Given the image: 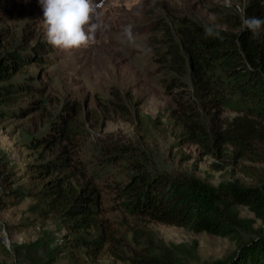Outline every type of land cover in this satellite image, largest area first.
Returning a JSON list of instances; mask_svg holds the SVG:
<instances>
[{
  "label": "rangeland",
  "instance_id": "obj_1",
  "mask_svg": "<svg viewBox=\"0 0 264 264\" xmlns=\"http://www.w3.org/2000/svg\"><path fill=\"white\" fill-rule=\"evenodd\" d=\"M246 2L94 0L92 22L100 25L96 43L71 49L48 43L39 0H13L0 11V52L31 48L39 41L52 49L48 64L31 59L15 74L16 79H33L38 86L18 92L5 107L8 113L0 116V264H129L108 252L74 259L67 245L72 232L66 219L50 213L36 193L38 184L30 165L40 155L31 146L32 138L47 131L66 107L78 109L72 122L75 146L70 145L78 169L67 171L70 180L78 185L91 183L102 191L103 215L117 234L128 239L136 221L124 208L116 185L141 169L170 177L172 191L216 196L215 189L229 180L244 188L258 186L238 166L217 170L214 164L219 159L185 138L182 115L166 93L164 68L157 59L162 52L156 39L160 33L153 31L157 19L175 26L182 16L229 31L213 10L241 12ZM129 25L132 41L124 35ZM232 105L217 113L220 120L237 114ZM198 107L210 124L216 110L200 102ZM61 145L40 151L55 155ZM230 204L243 223L237 235L229 237L160 223L140 224L150 228L156 242L183 264H215L229 259L245 236L264 229V207L256 211Z\"/></svg>",
  "mask_w": 264,
  "mask_h": 264
},
{
  "label": "trees",
  "instance_id": "obj_2",
  "mask_svg": "<svg viewBox=\"0 0 264 264\" xmlns=\"http://www.w3.org/2000/svg\"><path fill=\"white\" fill-rule=\"evenodd\" d=\"M12 1L0 0V11ZM213 12L229 28L221 30L222 38H205L208 25L189 16L177 18L175 26L165 19L156 20L153 31L160 33L156 39L162 52L157 59L164 68L163 84L182 115L185 138L219 159L214 164L217 170L229 164L238 166L258 186L244 188L229 180L215 189L216 196L202 191H172L170 177L141 169L116 185L124 208L136 221L128 239L125 234H117L103 215L102 191L91 183L78 185L70 180L67 171L78 169L70 148L75 146L72 122L78 109L66 107L47 131L32 138L31 146L39 151L40 158L30 166L38 184L36 193L48 211L67 221L72 232L67 245L74 259L79 260L82 254L88 258L108 252L129 264H183L156 242L150 228L140 223L229 237L237 235L243 223L231 212L230 203L256 211L264 207V29L254 38L243 23L246 17L264 18V0H247L241 12L218 8ZM51 52L45 41L31 48L0 52V116L8 113L5 107L18 92L33 91L38 86L33 79H16L15 74L31 59L48 64ZM198 102L216 110L210 124L200 113ZM230 104L237 114L230 120H220L217 113ZM61 143L55 155L46 156L40 151ZM245 237L229 259L215 264H264V229Z\"/></svg>",
  "mask_w": 264,
  "mask_h": 264
},
{
  "label": "clouds",
  "instance_id": "obj_3",
  "mask_svg": "<svg viewBox=\"0 0 264 264\" xmlns=\"http://www.w3.org/2000/svg\"><path fill=\"white\" fill-rule=\"evenodd\" d=\"M43 9L47 41L54 47L71 49L87 47L96 43V33L100 27L92 22L96 15L94 0H39ZM245 27L258 38L264 29V18L246 17ZM124 35L132 41V26L124 29ZM222 38L221 30L215 26L205 28V38Z\"/></svg>",
  "mask_w": 264,
  "mask_h": 264
}]
</instances>
